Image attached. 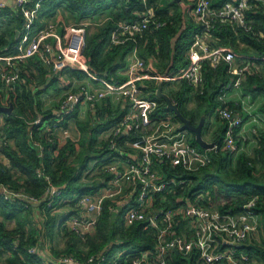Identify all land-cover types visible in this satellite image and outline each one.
Listing matches in <instances>:
<instances>
[{
	"label": "trees",
	"instance_id": "1",
	"mask_svg": "<svg viewBox=\"0 0 264 264\" xmlns=\"http://www.w3.org/2000/svg\"><path fill=\"white\" fill-rule=\"evenodd\" d=\"M36 1L31 0L29 5L32 6ZM182 1L166 0L163 4L162 0H148V3L144 4L142 0H41L39 17L53 15L63 6L77 21L103 17V24L98 31L92 34L87 31L84 54L91 73L110 80L123 81L126 77L121 76L119 72L127 67L128 57L134 47L138 48L139 55L145 61L150 56H155L158 71L162 73L189 64V49L196 35L202 33L203 27L193 15V3L186 1L184 4ZM226 1L228 0H212V6L220 7ZM252 2L253 8L246 12L247 20L253 26L251 31H245L236 22L221 21L216 24L206 40L213 48L232 46L238 52L257 56L258 58L249 59L252 68L247 72L242 86L253 95H264V72L260 71V65H264V2L260 0ZM147 7L153 8L156 18L164 24L159 28L137 34L136 40L113 44L111 32L117 22L138 19ZM24 24L25 17L20 8L10 4L0 10L1 54L14 51L13 46L21 37L19 35L16 38V31H21ZM31 65L37 68L38 77L29 71ZM21 71L27 73L26 83H15L7 88L0 81V102L8 104L12 101L14 104L11 114L3 113L6 122L2 135L6 136L8 141L3 144L2 149L0 148V154L6 157L8 162L5 164L0 160V183L11 189H23L30 195L43 197V200L38 204L21 198L7 200L0 192V214L3 216L0 220V258L1 255L7 256L6 262L2 264H60L54 259L61 256H72L78 261L86 262L89 256L97 253L105 255V264H133L135 258L142 257L145 253L148 257L143 264L155 261L157 229L150 226L148 221L127 224L126 207L118 210L115 207L117 200L105 201L97 229L86 241L64 225L71 214L78 212L79 196L96 192L105 185L97 181L88 184L82 180L88 176L91 161L106 154L120 156L119 152L112 148L109 136L99 144L96 142L100 133L113 128L124 117L128 106L118 104L114 107L112 101L108 97L105 98L107 107L103 110L104 124L88 129V140L82 143L78 152L75 142L70 139L61 145L53 130L56 126L66 127L68 119L77 114L76 108L62 121L56 122L54 109H44L41 96L43 90L39 88L45 83L43 78L49 77L48 70L35 61H30L28 67L22 68ZM66 71L80 78L87 76L83 70ZM204 72L205 82L202 88H194L185 80H181L179 88L172 85L175 82L173 81L164 82L163 89L194 124L200 121L203 114L206 115V125L202 134L206 140L215 142L214 148L207 150L200 146L194 132L189 129H182L179 126L174 132L180 135V139H186L199 150L207 152L210 162L191 170L182 163L173 164L167 159L155 160L160 179L185 180V183L168 185L162 192L154 193L153 208L160 210V213L169 208L175 211L182 210L183 213H177L163 223V227L168 231V237H171L173 232L189 237L194 231L192 228L194 219L190 215L187 217L184 215L188 205H199L211 211L218 206L220 214L218 220L225 221L224 216L240 212L246 214V205L254 199L250 209L254 216L260 218V226H257L261 238L253 231L244 243L235 248L248 255L249 259L244 264L253 261H256V264H264V132L258 136L259 143L253 148L252 153L243 151L236 157L234 148L224 146L227 124L225 121L212 137L208 138L206 126L212 115L215 113L218 115V107L223 104L219 99L220 91L235 78V75L229 72V65L224 61L214 68L210 60H206ZM49 82H55V78ZM156 88V80L147 81L144 87L147 97L155 98L159 102L152 116L160 119L172 114L182 124L178 116L167 108L165 100L156 96ZM192 101L195 104L189 106ZM228 106L235 107L233 102H228ZM261 110L264 112V103ZM38 116L42 121L35 123L34 120ZM135 137H137L135 132L117 137L118 148L134 154L135 150L128 146L127 142ZM236 137L238 139V136ZM10 139H14L16 147L9 144ZM96 146L98 147L96 154L92 155L90 152ZM98 165L101 166L102 163L98 161L96 166ZM41 166L51 177L52 182L60 187L59 195L45 198L48 182L44 176H38L37 169ZM65 206L71 209L61 216L59 210ZM37 214H41L44 219L41 220L40 226H35L32 222V217H37ZM13 220L16 222L15 226L9 227L7 221ZM55 229L61 234L64 233V236L71 237L64 249L48 248L47 243L52 242L56 235ZM33 246L37 247L36 252L29 251ZM47 251L51 257H46ZM116 253L121 256L118 263L113 261ZM166 259L168 264H202L197 247L187 255L171 250ZM217 264L231 263L222 260Z\"/></svg>",
	"mask_w": 264,
	"mask_h": 264
},
{
	"label": "built area",
	"instance_id": "2",
	"mask_svg": "<svg viewBox=\"0 0 264 264\" xmlns=\"http://www.w3.org/2000/svg\"><path fill=\"white\" fill-rule=\"evenodd\" d=\"M30 1L0 0V10L11 4L20 8L25 17V24L19 33L21 37L13 46L14 51L8 54L0 53V81L7 88L15 83H26L27 73L22 72L21 69L28 67L30 61H35L39 66L46 68L49 76L56 77L58 81H63L62 83L65 78L64 70L68 67L83 70L88 76L101 81L102 87L99 89L93 90L83 84L79 86V89L67 92L57 110H54L57 117L56 122L62 121L83 101L95 103L111 96L117 100L124 98L130 104L129 111L109 134L112 148L119 152L124 163L122 165L108 164L104 168V172L108 173L107 178L104 179L106 184L96 192L79 196L78 212L71 214L65 220L64 225L86 241L88 236L94 234L97 229L105 201L117 200L115 207L118 210L126 207L127 224L148 221L150 226L157 229L156 259L149 264H168L166 257L169 251L177 248L179 253L187 255L195 247L199 249L202 264H217L222 260L231 264H244L249 257L237 251L235 246L244 243L251 232L257 228L252 222L229 224L218 220L210 209L192 204L188 205L184 215L186 217L190 215L194 219L192 227L194 231L189 237L176 235L174 232L171 237L167 236L168 231L163 227V223L183 211L169 208L160 213V210L153 209V196L154 193L165 190L168 185L184 184L185 180L160 179L155 169V160L167 159L173 164L182 163L189 166L191 158L208 163L210 157L207 152L199 150L188 142L166 145L163 142L148 139L143 132L150 127L152 114L159 106V102L144 94V81L149 79L164 82L185 80L194 88H202L205 82L204 62L210 60L214 68L223 61L227 62L229 72L235 75V78L220 91L219 99L223 104L218 107V115L227 123L224 146L233 148L237 130L243 126V117L228 106L227 95L232 89L242 86L247 72L252 68L249 59L258 57L240 53L232 46L213 48L206 39L210 37L216 24L221 21H233L245 31H251L253 26L247 20L246 12L253 8V0H228L220 7H213L212 0H186L193 3V15L203 27L202 33L196 35L189 49V64L162 73L149 65L139 55L138 48L134 47L128 57L126 79L123 81L110 80L90 72L87 57L84 54L88 21L67 24V21L57 19L44 26H38L36 24L42 2L37 0L30 6ZM142 1L144 4L148 3V0ZM260 1L264 2V0ZM163 24L164 22L156 18L154 9L147 7L140 18L117 22L111 32V42L122 44L128 40H136L137 34L159 28ZM237 60L241 62L237 64ZM29 71L35 73L36 68L31 65ZM252 120L258 119L253 116ZM41 121L40 116L34 120L35 123ZM59 128V126L53 127L54 132ZM131 132H135L137 137L128 141L127 145L136 151L134 154L118 148L116 142L117 137L129 135ZM2 134L3 132L0 133V148L8 141L7 137ZM0 160L5 164L8 162L3 155L0 156ZM37 173L38 176H44L48 182L45 198L60 194V187L52 182L51 177L44 172L43 166L37 169ZM0 192L7 200L21 198L33 204H38L43 200V197L30 195L23 189H11L2 183H0ZM253 204L254 199L246 205L247 216H254L250 209ZM225 243L229 246H224ZM37 250L36 246L29 249L30 252ZM46 257H51L49 251ZM147 257L148 254L145 253L142 257L135 258L133 264H143L147 261ZM120 258V254L116 253L113 257L114 263H118ZM54 260L60 264H105L106 257L103 253H97L89 256L86 262L78 261L72 256H61Z\"/></svg>",
	"mask_w": 264,
	"mask_h": 264
},
{
	"label": "crops",
	"instance_id": "3",
	"mask_svg": "<svg viewBox=\"0 0 264 264\" xmlns=\"http://www.w3.org/2000/svg\"><path fill=\"white\" fill-rule=\"evenodd\" d=\"M59 11L60 10H57L52 16L39 17L36 25L44 26L48 22L52 21V19L56 16H58L57 19H60V20H64L66 18L70 21L74 20L72 19V16L70 18L69 16H66L67 13H64V12L62 15L61 14L62 11L61 12ZM91 23L92 22H90L89 24ZM240 53H243V52H240ZM244 54H247V53H244ZM146 62L149 65H151L155 70H158L156 66L157 59L155 58V56H150ZM68 69L75 70L74 67H68L64 70V76H65L64 83H62L63 81H58L56 77H52V76L43 78L45 80V83L41 84L39 88L43 90V92L41 93V96L44 101L43 103L44 109L52 108L56 111L58 108V105L60 104V101L66 96V93L71 90H76L77 88H79V86L83 84L89 86L93 90L99 89L102 87V83L100 80L94 77H90L88 75L82 78L77 77L76 75H71L70 73L66 71ZM119 74L121 76L126 77V68L121 70ZM35 75H37V77L39 75L37 68H36ZM52 78H55V82L50 83L49 81H51ZM147 81H152V80L150 79L145 80L144 81L145 85L147 84ZM158 82L159 81H157V83ZM174 83H175V87L179 88L178 86L180 84V81H175ZM144 94L147 96V93L145 91H144ZM105 98L98 100L95 103H89V102L83 101L79 105L76 106L75 111H77L76 112L77 114L73 116L72 118L68 119V125L66 127L61 126L59 129L55 131V135L61 145L64 144L68 139H70L73 142H75L77 146V150H78L80 147H82V143L86 139L88 140V137H89L88 129L92 126H98L99 124L101 125L104 124V113L105 112H103V110H105V108L107 107V104L104 100ZM108 98L112 101V104L114 107L117 106L118 104H122L123 106L127 105L128 111H129L130 104L124 98H122L121 100L114 99L111 96H108ZM227 101L233 102L235 107H232V109H234L240 116L243 117V126L237 130L236 136H238V139L236 137V142L233 147L234 152H235V157L238 156L243 151H246L247 153H252L253 148L256 147L259 143L258 136L260 135L261 132H264V112L261 110V106L264 103V95L262 94L253 95L247 92L243 88V86H241L240 88L232 89L228 93ZM4 105L6 104L4 103ZM217 116L218 115L216 113L212 115V117L210 118V121L208 122L206 126V131H207L206 134L208 138H211L213 133L217 131L223 124V120L220 118V116L219 117ZM253 116H256L258 120L256 121L252 120ZM155 117L156 116H152L151 125L146 130V131L148 130L149 131L143 132L148 137L149 140L163 142L166 145H174V144L181 143V142H187L186 139H180V135L174 132L178 129L179 126H182V124L179 121H177V119L172 114H170L168 117L164 116L160 119H156ZM5 122L6 120L3 115V112H0V133L3 132ZM205 125H206V121H205L204 127ZM163 126H173V127L169 128V127H163ZM111 129L112 127L100 133L98 136V141L96 143L99 144L101 141L106 140L110 134ZM161 132H164L163 135H160ZM172 132H174L173 135H172ZM9 144L12 147H16L14 139L12 140L10 139ZM96 160L102 163L101 166L99 165L97 167L98 171L100 169H103L104 171V167H106L108 164L119 163L122 165V163H124L122 157L118 155L110 156L109 154L108 155L106 154L105 156L99 159H96ZM96 160L92 161V166H94L95 164L96 165L98 164V161ZM202 164H206V162H202L200 160L191 158L188 168L191 170L196 169V168L198 169L199 166H201ZM89 166H91V163L89 164ZM89 168L90 167H88V169ZM156 171L158 170L156 169ZM105 177H106V174H105ZM104 179L103 178H100V180L94 179L93 181L106 184ZM212 211L215 217L220 216L219 211H218V206H215L214 210ZM42 218L43 216L41 217V219ZM224 218H225L224 222L229 223V224H242L246 222H252L256 226L257 225L260 226V221H259L260 218L258 216H247L244 212H240L232 216H224ZM2 219H3V216H2ZM258 226L254 230L255 235L256 234L258 235L260 232L258 230L259 229ZM258 238H260V234L258 235Z\"/></svg>",
	"mask_w": 264,
	"mask_h": 264
},
{
	"label": "rangeland",
	"instance_id": "4",
	"mask_svg": "<svg viewBox=\"0 0 264 264\" xmlns=\"http://www.w3.org/2000/svg\"><path fill=\"white\" fill-rule=\"evenodd\" d=\"M164 1H166V0H162V2H163V4H164ZM184 4H186V2H184V1H182ZM58 10H60L59 12H61V14L63 15V12L64 13H67L66 14V16H69L70 18H71V15H69L70 13H69V11L67 10V9H65L64 8V6L63 7H60ZM58 15V14H57ZM49 16H52V15H49ZM60 16V15H59ZM57 17L58 16H56V17H54L53 19H52V21H56L57 20ZM105 17V16H104ZM72 19H73V17H72ZM65 21H67V24H75V23H78V22H80V21H77V20H68L67 18L66 19H64ZM82 21H88L89 23L90 22H92L91 24H89V25H87V27H86V29H87V31L89 32V33H94V32H96V31H98L100 28H101V25L103 24L102 23V21H103V17H99V18H96V19H94V20H91V19H89V18H85V19H83ZM84 25V24H83ZM86 26V25H85ZM241 61L240 60H237L236 61V63L237 64H239ZM260 71L261 72H264V65H260ZM173 86H175V83L174 84H172ZM195 93H196V91H195ZM194 96V95H193ZM195 104V102L194 101H192V102H190V104H189V106H193ZM149 131V130H148ZM148 131H146V132H148ZM163 133L164 132H161L160 133V135H163ZM97 149H98V147L96 146L95 148H93V150L90 152L92 155H95L96 154V151H97ZM81 150V147L78 149V152ZM83 150V149H82ZM111 161V160H110ZM91 163V166H89L90 168H89V173H87L88 174V176L87 177H85V178H83V182L84 183H88V184H92V183H95V181H93L94 179L95 180H100V178H104V176H105V174H104V171H103V169H100L99 171H98V168H97V166H95V167H92V161L90 162ZM114 163V162H113ZM99 166V165H98ZM71 208L69 207V206H65V207H63L62 209H60L59 210V213H61L60 215L62 216L63 215V213H65V212H68V210H70ZM0 219H2V216H1V214H0ZM37 219V220H36ZM43 219V218H42ZM41 214L39 215V214H37V217L35 216V218H34V216L32 217V222L34 223V225L36 226H40V224H41ZM44 220V219H43ZM8 222V226L9 227H14L15 226V224H16V222L13 220V221H7ZM55 233H56V235H54V237H53V241L51 242V241H49L47 244H49V247L48 248H50L51 247V249L52 248H54V249H56V250H60V249H64L66 246H67V244L69 243V241H70V239H71V237L70 236H64L63 234L64 233H60V232H58V230L57 229H55ZM257 235V234H256ZM259 235V234H258ZM257 235V236H258ZM260 238H261V236H260ZM50 250V249H49ZM7 258V256L5 255V256H2L1 255V258H0V264H2V263H5L6 262V259ZM250 264H256V261H253L252 263H250Z\"/></svg>",
	"mask_w": 264,
	"mask_h": 264
},
{
	"label": "water",
	"instance_id": "5",
	"mask_svg": "<svg viewBox=\"0 0 264 264\" xmlns=\"http://www.w3.org/2000/svg\"><path fill=\"white\" fill-rule=\"evenodd\" d=\"M177 1L179 2L181 0H177ZM19 33H20V31L17 30L16 31V38L18 37ZM163 83H164V81H162V80H160L157 83V88H156V92H155L156 96L161 98V99H164L166 102L167 108L172 110L178 116V118L182 121L181 128L182 129H189L192 132H194L195 139L197 140L199 145L202 146L203 148L208 149V150L214 148L215 142L206 140L202 134L203 127H204V124L206 121V115L203 114L200 118V121L197 124H194L191 121V119H189L188 117H186L182 113L179 105L172 99V97L167 92L164 91ZM13 110H14V104L12 101H10L8 105H4L0 102V112L11 114L13 112ZM2 148H3V145L1 147V149ZM42 247H43V244H41V248ZM174 251L176 253H179L177 248H174Z\"/></svg>",
	"mask_w": 264,
	"mask_h": 264
}]
</instances>
